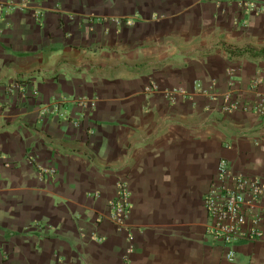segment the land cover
Listing matches in <instances>:
<instances>
[{"label": "crops", "instance_id": "1", "mask_svg": "<svg viewBox=\"0 0 264 264\" xmlns=\"http://www.w3.org/2000/svg\"><path fill=\"white\" fill-rule=\"evenodd\" d=\"M263 51L264 0H0V264H264L203 205L222 159L264 178V117L222 108L231 78L264 92Z\"/></svg>", "mask_w": 264, "mask_h": 264}, {"label": "built area", "instance_id": "2", "mask_svg": "<svg viewBox=\"0 0 264 264\" xmlns=\"http://www.w3.org/2000/svg\"><path fill=\"white\" fill-rule=\"evenodd\" d=\"M252 8L254 3L244 2ZM260 79L254 82L250 89L254 92L251 103H247L235 96L237 81L231 78L229 90L222 96V108L225 112L238 109L250 110L260 117H264V92L258 88ZM199 90H204L198 84ZM213 86H210L211 92ZM209 91V90H207ZM176 91L166 90L167 96H173ZM211 94V93H210ZM212 97L217 98L213 92ZM83 110L94 106L95 102L85 96L76 99ZM61 104H46L42 108L44 114L53 112L63 115ZM34 160V159H33ZM39 176L44 178L55 173L54 167L38 165ZM110 218L120 228L125 227L132 211V194L127 182L120 181L114 196L110 199ZM203 205L207 214L206 234L214 243L226 249V257L235 258L232 245L239 241L264 240V178L237 172L231 163L222 159L217 172L211 181L210 188L204 195Z\"/></svg>", "mask_w": 264, "mask_h": 264}, {"label": "trees", "instance_id": "3", "mask_svg": "<svg viewBox=\"0 0 264 264\" xmlns=\"http://www.w3.org/2000/svg\"><path fill=\"white\" fill-rule=\"evenodd\" d=\"M246 51H249V50H246ZM260 54H264V51H263V52H261Z\"/></svg>", "mask_w": 264, "mask_h": 264}]
</instances>
